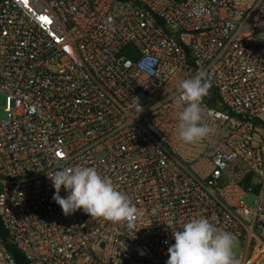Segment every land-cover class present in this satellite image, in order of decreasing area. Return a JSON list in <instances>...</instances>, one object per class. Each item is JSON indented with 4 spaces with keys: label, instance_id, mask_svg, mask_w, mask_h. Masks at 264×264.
I'll list each match as a JSON object with an SVG mask.
<instances>
[{
    "label": "built area",
    "instance_id": "built-area-1",
    "mask_svg": "<svg viewBox=\"0 0 264 264\" xmlns=\"http://www.w3.org/2000/svg\"><path fill=\"white\" fill-rule=\"evenodd\" d=\"M200 70L213 132L181 145L177 84ZM0 95V219L26 264H166L194 215L264 264V0H0ZM77 164L131 198L133 230L63 214L47 173Z\"/></svg>",
    "mask_w": 264,
    "mask_h": 264
},
{
    "label": "clouds",
    "instance_id": "clouds-1",
    "mask_svg": "<svg viewBox=\"0 0 264 264\" xmlns=\"http://www.w3.org/2000/svg\"><path fill=\"white\" fill-rule=\"evenodd\" d=\"M153 65L154 58L146 57L141 62V70L155 75ZM177 89V104L182 108L178 112L174 138L181 145L200 143L213 132L204 122L201 106L211 89L210 78L206 71L200 70L194 77L181 80ZM47 176L55 189L52 199L65 216L83 210L91 218L126 226L129 231L141 218L131 198L95 167L77 164L47 173ZM62 187L67 192L66 197L60 195ZM174 227L173 218L168 221V228ZM171 232L175 243L167 250L166 264H235L233 250L237 236L217 227L209 218L194 215L183 223L182 229Z\"/></svg>",
    "mask_w": 264,
    "mask_h": 264
},
{
    "label": "trees",
    "instance_id": "trees-1",
    "mask_svg": "<svg viewBox=\"0 0 264 264\" xmlns=\"http://www.w3.org/2000/svg\"><path fill=\"white\" fill-rule=\"evenodd\" d=\"M0 235L2 239L6 242L7 250L13 255V257L18 262V264H26L24 256L18 250H16L12 245L8 243L7 236L4 231L1 219H0Z\"/></svg>",
    "mask_w": 264,
    "mask_h": 264
},
{
    "label": "rangeland",
    "instance_id": "rangeland-1",
    "mask_svg": "<svg viewBox=\"0 0 264 264\" xmlns=\"http://www.w3.org/2000/svg\"><path fill=\"white\" fill-rule=\"evenodd\" d=\"M3 107H4V96L0 95V112H1V114H3ZM254 201H255V198H249L247 202L249 205H252V203ZM237 246H240L243 249L244 244L240 241H237ZM233 251H235V248Z\"/></svg>",
    "mask_w": 264,
    "mask_h": 264
},
{
    "label": "water",
    "instance_id": "water-1",
    "mask_svg": "<svg viewBox=\"0 0 264 264\" xmlns=\"http://www.w3.org/2000/svg\"><path fill=\"white\" fill-rule=\"evenodd\" d=\"M205 98H206V100H208L209 102H214L215 99H216V95L213 94V92L210 90V91H209V95H208L207 97H205Z\"/></svg>",
    "mask_w": 264,
    "mask_h": 264
},
{
    "label": "snow or ice",
    "instance_id": "snow-or-ice-1",
    "mask_svg": "<svg viewBox=\"0 0 264 264\" xmlns=\"http://www.w3.org/2000/svg\"><path fill=\"white\" fill-rule=\"evenodd\" d=\"M59 155V154H58Z\"/></svg>",
    "mask_w": 264,
    "mask_h": 264
}]
</instances>
